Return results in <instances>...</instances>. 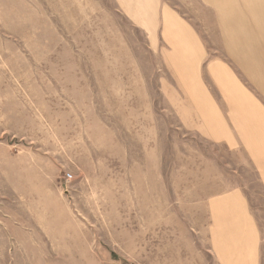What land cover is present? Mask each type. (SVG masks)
Here are the masks:
<instances>
[{"label": "rangeland", "instance_id": "1", "mask_svg": "<svg viewBox=\"0 0 264 264\" xmlns=\"http://www.w3.org/2000/svg\"><path fill=\"white\" fill-rule=\"evenodd\" d=\"M130 18V0H0V264H217L208 194L258 190L182 122L176 60L222 56L216 23L171 21L174 53L165 23Z\"/></svg>", "mask_w": 264, "mask_h": 264}, {"label": "crops", "instance_id": "2", "mask_svg": "<svg viewBox=\"0 0 264 264\" xmlns=\"http://www.w3.org/2000/svg\"><path fill=\"white\" fill-rule=\"evenodd\" d=\"M205 1L206 9L199 0L185 1L189 9H173L162 0H130V20L165 23L174 53L184 51L171 21L216 23L222 56L207 58L205 68L198 57L190 67L182 65L181 54L176 60L177 77L183 85L190 81V109L182 122L209 146L241 152L240 160L230 161L257 177L258 190L240 176L239 185L208 194V241L217 264H264V0ZM183 11L190 17H182ZM192 54H199L198 46Z\"/></svg>", "mask_w": 264, "mask_h": 264}, {"label": "built area", "instance_id": "3", "mask_svg": "<svg viewBox=\"0 0 264 264\" xmlns=\"http://www.w3.org/2000/svg\"><path fill=\"white\" fill-rule=\"evenodd\" d=\"M68 177H71V175L69 174Z\"/></svg>", "mask_w": 264, "mask_h": 264}]
</instances>
